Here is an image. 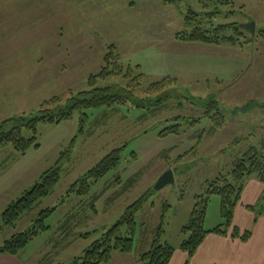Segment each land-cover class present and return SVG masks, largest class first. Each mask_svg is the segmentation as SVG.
Returning <instances> with one entry per match:
<instances>
[{
  "label": "rangeland",
  "instance_id": "1",
  "mask_svg": "<svg viewBox=\"0 0 264 264\" xmlns=\"http://www.w3.org/2000/svg\"><path fill=\"white\" fill-rule=\"evenodd\" d=\"M233 1V6L222 9L234 15L219 17L217 22H254L255 34L250 32L254 36L247 34L252 41L243 46L176 38L177 33L192 29L185 16L202 10L198 0L174 4L163 0L134 4L131 0H0V122L24 113L34 116L54 96L63 97L65 104L71 93L79 97L80 92L89 91V79L102 70L112 45L124 70L139 68L134 76L143 74L144 89L173 78L160 92L138 93L142 107L128 102L119 109L102 106L76 111L60 123L40 122L39 146H31L25 154L10 143L0 146V245L29 230L42 210L56 208L46 221L48 230L19 252L20 264H59L82 256L146 192L152 195L136 215L134 248L123 253L132 255L125 259L149 250V229L155 231L162 215L163 241L177 247L187 237L182 228L196 196L264 138V0ZM127 83L123 75H112L98 79L97 86L125 87ZM159 99L161 113L140 119ZM211 100L220 103L225 126L214 136H200L211 125L210 119H202L204 106ZM179 115L185 119H173ZM196 119L200 122L190 126ZM181 124L179 134L160 136ZM22 135L30 138L33 133L24 128ZM118 148L122 149L119 165L81 193L86 185L74 184ZM68 150L71 156L53 193L14 226H5L2 214L7 207L35 186ZM168 170L173 171L175 183L157 190V181ZM139 172L141 179L125 189L127 180ZM255 210L259 217L264 215V200ZM221 223L220 198L213 194L205 227ZM89 233L91 237H83Z\"/></svg>",
  "mask_w": 264,
  "mask_h": 264
},
{
  "label": "trees",
  "instance_id": "2",
  "mask_svg": "<svg viewBox=\"0 0 264 264\" xmlns=\"http://www.w3.org/2000/svg\"><path fill=\"white\" fill-rule=\"evenodd\" d=\"M137 0H131L134 4ZM165 4L178 3L181 0H163ZM202 10H191L186 14V24L192 27L191 30H185L176 34V38L186 42H201L209 45H230L240 46L250 43L252 36L250 31L238 22H217L219 17L225 19L231 18L234 11L227 13L222 9L225 6H233V0H198ZM193 15V16H191ZM264 32L261 31V34ZM247 34L251 35L248 37ZM114 45L110 46L104 61L105 65L102 70L92 75L89 79L91 89L89 91L80 92L79 97L71 93L65 104L63 97L54 96L44 101L38 109L36 115L22 114L15 117L7 118L0 122V146L13 144L16 150L25 154L31 146H39L37 143V126L40 122L60 123L64 119L74 116L76 111L86 110L88 108H97L102 106H113L117 109L123 103L135 102L136 107L144 105L143 99L137 94L147 92L154 94L164 90L173 78L167 77L159 82L152 83L148 88L144 89L142 85L143 74L134 76L139 70L138 67L128 66L124 70L122 63H119V54L116 53ZM140 73V72H139ZM112 75H123L128 79L125 87L112 85L106 87H98V79H107ZM157 100L153 107L148 108L149 114L140 117V119L148 116H156L161 113L159 102ZM64 104V105H63ZM162 105V104H161ZM181 105V104H180ZM156 107V108H154ZM205 111L203 118L211 120V125L207 130L200 131L201 135L214 136L219 130L224 128L226 118L221 112L220 103L217 100H211L204 106ZM175 120H184L185 116L179 115L174 117ZM172 119V120H173ZM200 121L194 120L190 126L198 124ZM98 125H96L97 127ZM188 126V127H190ZM181 125H175L165 129L160 136L181 132ZM27 128L32 131L33 136L25 138L22 135V129ZM121 148L113 150L109 155L102 159L94 168L89 170L77 183L86 185L82 188L81 193L86 192L90 188V183H98L108 173L115 169L121 160ZM71 156V150L64 152L54 167L45 171L39 178V181L31 189L27 190L21 198L10 204L2 214L3 224L5 226H14L19 219L28 211L32 210L43 199L49 197L57 187L61 170L65 161ZM167 157V154L164 155ZM142 173L132 176L125 185V189H130L141 179ZM250 178H257L264 181V138L260 140L259 145H251L248 149L232 163V168L226 173H221L217 178L208 181L203 194L197 195L195 204L191 211L188 223L182 228L183 234L187 237L181 242V249L193 255L195 250L203 242L209 230L205 228L208 206L213 194L220 198V216L222 223L213 229L218 234H227L232 231V235L247 240L250 232L240 233L237 227L233 226L234 209L241 199V193L246 182ZM126 190V191H128ZM125 191V192H126ZM153 192V191H152ZM151 192H146L137 201L131 204L121 216L118 222L106 232L93 241V243L85 249L80 257L74 258L71 262L65 264H108L111 262L114 253H131L134 248V239L138 231V223L136 220L137 213L144 208ZM170 207V205H167ZM56 208L44 209L40 212L35 224L27 231L18 233L7 239L0 245V254L18 255L25 249L31 241L40 234L48 230L49 226L46 221L55 212ZM164 215L161 217L160 224L155 231L150 230V239L148 243L150 248L144 253H140L141 261L144 264H169L173 257L175 247L163 241L165 235ZM91 233L83 235V237H91Z\"/></svg>",
  "mask_w": 264,
  "mask_h": 264
},
{
  "label": "crops",
  "instance_id": "3",
  "mask_svg": "<svg viewBox=\"0 0 264 264\" xmlns=\"http://www.w3.org/2000/svg\"><path fill=\"white\" fill-rule=\"evenodd\" d=\"M262 200H264V181L250 178L243 187L241 199L234 209L233 218V226L237 227L241 234L250 232L249 238L243 240L233 236L232 231L227 234L213 232V229L220 224L205 227L209 233L206 234L194 254L189 255L187 251L181 249L180 244L175 247L169 264H264V215L259 217L255 210ZM218 222L217 219L216 223ZM17 256L0 254V264H20ZM128 256L132 255L121 253L113 257L108 264H113L112 262L118 259L116 264H144L140 254L138 257L126 260ZM76 257L75 255L70 258L71 260L59 264L71 262Z\"/></svg>",
  "mask_w": 264,
  "mask_h": 264
},
{
  "label": "water",
  "instance_id": "4",
  "mask_svg": "<svg viewBox=\"0 0 264 264\" xmlns=\"http://www.w3.org/2000/svg\"><path fill=\"white\" fill-rule=\"evenodd\" d=\"M245 26V27H244ZM244 28H246L248 31H250L252 34H255L256 31V24L254 22H250L246 25H243ZM175 183V178L172 170H168L165 172L157 181L156 189L160 190L165 188L166 186L170 184Z\"/></svg>",
  "mask_w": 264,
  "mask_h": 264
}]
</instances>
